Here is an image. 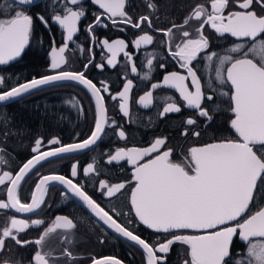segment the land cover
Wrapping results in <instances>:
<instances>
[{
    "label": "snow or ice",
    "instance_id": "obj_1",
    "mask_svg": "<svg viewBox=\"0 0 264 264\" xmlns=\"http://www.w3.org/2000/svg\"><path fill=\"white\" fill-rule=\"evenodd\" d=\"M90 2L103 10V15L113 26L124 24L141 29L146 23L153 28L149 15L133 19L125 11L127 0ZM33 4L34 0H5L0 7V15L6 17L0 18V65H7L21 57L29 45L34 23L33 14L30 13ZM145 6L153 14L158 11L155 0H145ZM84 16L83 0H64L62 14L54 12L48 18L37 15L36 18L46 27L51 21L64 33L62 46L52 47L50 51L52 74L17 84H8L0 76V104L60 82L81 85L90 93L94 103V125L84 140L64 144L58 138H51L46 142L48 150L41 151L45 141L36 139L32 148L34 155L18 170L0 171V186H5L6 191V199H0V210L35 213L44 204L49 186L59 184L66 189L65 195L71 193L78 198L97 221L138 246L143 252L144 264H166L175 244L186 246L183 264H264V0H205V3L197 4L182 23L157 29L165 38L163 43L168 54L183 72L165 74L162 82L152 83L151 90L145 91L137 101L147 109L153 105V92L156 89H174L183 103H178L173 96H165L162 110L158 113L160 118L187 108L195 110L198 117L210 122V107L219 108L211 93L219 92V95L229 98L232 113L230 127L236 138L191 146L182 160L173 159V149L166 146V137L155 138L147 147H117L108 154L107 163L119 164L123 161L133 169V186L128 194L129 213H120L115 209L110 212L93 199L83 184L74 181L73 178L78 175V165L75 163L71 166L72 178L60 174L42 175L31 192L30 201L21 199L22 183L37 165L50 161V158H62L92 148L102 139L105 127L109 125L105 97L101 94L109 92L107 85L97 87L86 77L88 64L84 66L85 71L62 70L67 63L65 53L69 42L73 41L78 32V23ZM96 26L107 27L101 13L95 14L88 32L91 33ZM206 27L221 37L228 35L245 42L236 43L223 55L209 52ZM153 41V35L143 32L138 34L133 44L140 49ZM102 44L110 53L107 60L109 66L115 67L117 56L123 53L131 65V72L137 74V67L126 51L128 44L124 39L111 43L104 39ZM201 53L205 55L201 57ZM93 58L90 57L89 63ZM201 58L207 61L204 71L214 72L215 83L221 88L230 86L229 92L213 87L210 81L207 87L211 93H205L202 78L194 65ZM153 60L154 55L148 54V71L142 79H151ZM96 67L103 69L104 65ZM101 84L104 82L101 81ZM132 89L133 81L126 79L122 91L110 94L112 100L119 101V110L126 117L130 115ZM206 101L213 104L204 106ZM183 124L188 127L183 129L181 135L187 137L191 133L194 137L200 136L194 127L198 124L196 118L190 116ZM117 135L122 140L127 138L123 129ZM5 153L6 150L0 147V165L7 163ZM96 171L94 164L89 163L83 168V175L87 177ZM125 188L124 182L109 184L105 180L99 181V189L109 198L122 193ZM258 196L259 203L256 202ZM130 213H134V219L129 220L128 224L138 222L154 233L164 234L163 240L157 237L150 243L115 218ZM44 225L45 221L39 218L7 217L0 224V264H25L24 258L8 254L11 252L7 247L9 241L20 248L34 246L27 264H61V257L64 264H68V261L76 264L77 256L70 248H63L60 256H56L48 245L54 234L61 243H72L70 234L77 228L74 220L58 215L47 226ZM29 228H42V232L34 240L21 238V234ZM186 231L191 234H184ZM234 238L245 245L242 251L233 252ZM46 247L49 250H45ZM89 264L122 262L112 256H93Z\"/></svg>",
    "mask_w": 264,
    "mask_h": 264
},
{
    "label": "flooded vegetation",
    "instance_id": "obj_2",
    "mask_svg": "<svg viewBox=\"0 0 264 264\" xmlns=\"http://www.w3.org/2000/svg\"><path fill=\"white\" fill-rule=\"evenodd\" d=\"M4 2L5 0H0V7ZM155 3L158 11L153 14L145 6V0H127L125 11L133 19L141 15L152 17L153 28H149L145 23L141 29H135L124 24L113 26L111 21H108L103 15V10L92 4L90 0H83L85 16L78 23V32L73 41L69 42V48L65 53L67 63L62 66V70L85 71L84 66L88 64L85 72L86 77L92 80L97 87L103 88L107 85L109 92L101 94L105 97L109 125L105 127L102 139L90 150L63 158L50 159V161H44L41 165H37L22 183L20 189L22 200L30 201L31 192L42 175L60 174L72 178L71 166L75 163L78 165V175L73 179L83 184L93 199L110 212L115 209L120 213H129L128 194L133 186L131 182L133 169L123 161L119 164L107 163L108 154L113 153L117 147H147L155 138L166 137V146L173 149V159L182 160L191 146L217 142L225 138H236L230 127L232 113L229 110V98L219 95V92L211 93L207 87L211 81L213 87L229 92L230 86L221 88L219 84L215 83L214 72L204 71L207 61L202 58L194 62L197 74L202 78L201 83L205 93L213 94L215 104L219 105L218 109L210 107L212 115L210 122L198 117L195 110L187 108H182L180 113H170L160 118L158 113L162 110V101L165 96H173L178 103H183L179 100V94L174 89H156L153 92L154 100L150 108L145 109L137 103L145 91L151 90L152 83L162 82L165 74L172 71L183 72L178 63L168 54L163 43L165 38L157 29L170 27L173 23H182L193 8L199 3H205V0H155ZM63 4L64 0H42L30 7L34 23L29 45L21 57L10 61L7 65H0V76L4 77L8 84L22 83L32 78L52 74L50 51L52 47L62 46L64 33L55 23L50 21L46 27L36 17L43 15L48 18L54 12L62 14ZM257 11H259L258 8ZM96 13L102 14L103 23L107 24V27L96 26L89 33L87 29L94 23ZM0 18L6 17L0 15ZM143 32L153 35L154 41L151 45L136 49L133 41L138 34ZM205 34L210 41L208 51L216 52L219 55L225 54L236 43L245 42L237 41L228 35L221 37L207 27ZM104 39L109 40L110 43L116 39L125 40L128 44L126 51L129 52L137 67V74L131 72V65L128 64L123 53L117 56L115 67L107 64L110 53L103 47ZM148 54L154 55L153 71L151 79L144 80L142 77L148 71L146 66ZM204 55L201 53V57ZM90 57H94L91 63H89ZM99 64L104 65L103 69L96 67ZM161 64L164 65L163 68L160 67ZM126 79L133 81L128 117L120 112L119 101L112 100L110 97V94L115 95L122 91ZM101 81L104 84H101ZM212 104L213 102L206 101L204 106ZM77 107L81 115L86 111L90 122L85 134L78 137L75 135ZM190 116L198 120V124L194 127L200 132L199 137H194L191 133L187 137L181 135L183 129L188 127L183 124V121ZM112 121L115 123L112 124ZM93 125L94 103L91 95L72 83L47 86L14 101L0 104V147L6 150L4 156L7 160L6 164L0 165V171L15 172L18 170L22 163L34 155L32 148L36 139L45 141L41 151H46L48 150L46 142L49 139L58 138L64 144L79 142L90 134ZM120 129L126 133L127 138L124 140L117 135ZM5 132H7L6 136ZM89 163H93L97 171L85 177L83 168L87 167ZM100 180H105L109 184L124 182L126 188L122 193L109 198L99 189ZM65 193L59 186L50 185L45 202L37 212L19 214L11 210H0V224H3L7 217L16 216L19 219L27 220L43 219L44 226H47L58 215L68 216L74 220L77 228L70 234L72 236L70 244L61 243L56 234L50 237L48 245L56 256H60L62 249L67 247L77 256L76 264H89L90 258L93 256H112L121 260L122 264H144V255L141 249L110 233L75 199ZM0 199H6L5 186H0ZM259 200L258 196L256 202L259 203ZM115 218L150 243L157 237L161 240L164 238V234L154 233L138 222L128 224L129 220L134 219L133 213ZM41 232L42 228H29L26 233L21 234V238L34 240ZM184 234L191 233L186 231ZM7 247L11 249L9 255L24 258L25 264L34 250L33 245L20 248L11 241L8 242ZM185 248L186 246L180 244L173 245L167 256L166 264H183V260L186 258ZM244 248L245 245L238 238H234L233 252L242 251ZM45 250H49V247H46ZM61 264H64L62 257ZM68 264H72V262L68 261Z\"/></svg>",
    "mask_w": 264,
    "mask_h": 264
},
{
    "label": "water",
    "instance_id": "obj_3",
    "mask_svg": "<svg viewBox=\"0 0 264 264\" xmlns=\"http://www.w3.org/2000/svg\"><path fill=\"white\" fill-rule=\"evenodd\" d=\"M40 1H42V0H34V4L33 5H35L36 3H38V2H40ZM61 83H72V84H75V85H77L78 87H80V88H82L83 90H85V91H87L86 89H84L81 85H79V84H77V83H75V82H60L59 84H61ZM44 87H47V86H44ZM44 87H42V88H44ZM90 94V93H89ZM5 104V103H4ZM233 132H234V130H233ZM95 146V145H94ZM93 146V147H94ZM92 147V148H93ZM91 149V148H90ZM90 149H87V150H84V151H82V152H78V153H73V154H70V155H75V154H79V153H83V152H86V151H88V150H90ZM70 155H68V156H70ZM65 157H67V156H65ZM57 158H61V157H57ZM63 158V157H62ZM50 159H55V158H50ZM55 185H57V186H59L60 188H62L65 192H66V189H64L63 188V186H61V185H59V184H55ZM67 194H69L73 199H75L77 202H78V204L79 205H81L84 209H86L89 213H90V211L83 205V203L81 202V201H79L78 200V198H76V197H74V196H72L71 195V193H67ZM91 214V213H90ZM134 214V213H133ZM92 215V214H91ZM94 217V216H93ZM94 219L96 220V218L94 217ZM97 221V220H96ZM99 224H101L106 230H108L110 233H112L113 235H115L116 237H118V238H120V239H122L124 242H126V243H128V244H130V245H133V246H136V245H134L132 242H129V241H127L125 238H122V237H120L117 233H115L114 231H112L111 229H108L107 228V226L106 225H104L102 222H99V221H97ZM143 226V225H142ZM151 231V230H150ZM138 247V246H137ZM139 248V247H138Z\"/></svg>",
    "mask_w": 264,
    "mask_h": 264
},
{
    "label": "trees",
    "instance_id": "obj_4",
    "mask_svg": "<svg viewBox=\"0 0 264 264\" xmlns=\"http://www.w3.org/2000/svg\"><path fill=\"white\" fill-rule=\"evenodd\" d=\"M76 131L75 135L82 136L85 134V130L90 126L89 117L87 116L86 111L81 115L78 107L76 108Z\"/></svg>",
    "mask_w": 264,
    "mask_h": 264
}]
</instances>
